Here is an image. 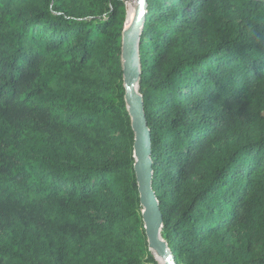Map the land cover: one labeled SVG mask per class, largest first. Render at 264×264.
I'll return each mask as SVG.
<instances>
[{"label": "trees", "instance_id": "obj_1", "mask_svg": "<svg viewBox=\"0 0 264 264\" xmlns=\"http://www.w3.org/2000/svg\"><path fill=\"white\" fill-rule=\"evenodd\" d=\"M139 75L175 264H264V0H146ZM123 0H0V264H157L124 99Z\"/></svg>", "mask_w": 264, "mask_h": 264}, {"label": "water", "instance_id": "obj_2", "mask_svg": "<svg viewBox=\"0 0 264 264\" xmlns=\"http://www.w3.org/2000/svg\"><path fill=\"white\" fill-rule=\"evenodd\" d=\"M134 16L129 27L122 31V70L124 99L130 115L131 128L134 133L133 156L134 172L138 184L139 200L142 206V220L148 247L164 259V264H175L174 255L160 236L162 217L157 200L151 188L150 135L146 126L141 95L134 90V80L138 79V44L144 16L146 0H136Z\"/></svg>", "mask_w": 264, "mask_h": 264}, {"label": "bare ground", "instance_id": "obj_3", "mask_svg": "<svg viewBox=\"0 0 264 264\" xmlns=\"http://www.w3.org/2000/svg\"><path fill=\"white\" fill-rule=\"evenodd\" d=\"M137 5L136 0H126L125 1V8H126V22H125V29H127L132 22L135 8ZM137 87V79L134 80V90H136ZM155 260L158 264H164V259L162 256H160L156 251L151 250Z\"/></svg>", "mask_w": 264, "mask_h": 264}, {"label": "rangeland", "instance_id": "obj_4", "mask_svg": "<svg viewBox=\"0 0 264 264\" xmlns=\"http://www.w3.org/2000/svg\"><path fill=\"white\" fill-rule=\"evenodd\" d=\"M123 1H124V4H125V1H126V0H123ZM125 9H126V8H125ZM154 259H155V258H154ZM155 261H156V260H155ZM156 262H157V261H156ZM157 264H158V263H157Z\"/></svg>", "mask_w": 264, "mask_h": 264}]
</instances>
